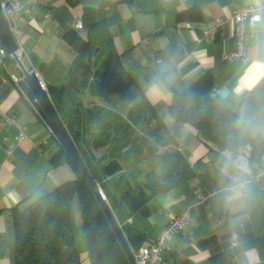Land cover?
I'll list each match as a JSON object with an SVG mask.
<instances>
[{"label":"crops","instance_id":"1","mask_svg":"<svg viewBox=\"0 0 264 264\" xmlns=\"http://www.w3.org/2000/svg\"><path fill=\"white\" fill-rule=\"evenodd\" d=\"M17 1L30 10L19 13L17 41L22 59L47 91L65 84L75 65L77 53L65 35L74 30L84 36L93 27L97 33L102 28L106 37L98 33V44H110L135 93L147 97L152 105L155 118L139 133L149 136L158 119L162 120L161 128L169 138L150 136L157 143L156 152L150 155L144 149L130 154L120 172L106 177L113 188L120 174L134 171L137 181L149 183L154 190L133 212L122 200L115 214L118 223L143 232L142 244H148L170 216L187 210V223L161 252L164 264H264V170L250 161L247 149L239 154L248 168L251 196L242 210H226L218 195L221 154L210 150L193 127L173 122L167 110V83L182 89L210 70L213 94L237 112L238 94L252 89L243 100L255 123L264 125V69L254 62L257 57L253 53L254 30L264 26V14L252 27L245 26L242 55L238 54L232 20L236 9L256 0ZM216 19L220 25L209 38L206 31L216 25ZM76 20L81 23L77 29ZM11 74L21 76L15 60L6 54L0 61V264H14L13 211L32 196L75 177L69 165L52 164L54 137ZM258 80L260 84L253 89ZM80 98L85 105H103L100 96L88 91ZM111 99L112 104L104 106L121 113L131 105L123 99ZM258 134L264 135V127H257L250 136ZM147 163L158 168H144ZM201 196L206 199L200 200ZM232 235L237 238L235 246L230 245ZM81 257L86 258V254Z\"/></svg>","mask_w":264,"mask_h":264},{"label":"trees","instance_id":"2","mask_svg":"<svg viewBox=\"0 0 264 264\" xmlns=\"http://www.w3.org/2000/svg\"><path fill=\"white\" fill-rule=\"evenodd\" d=\"M98 33L106 37L105 29L101 28ZM98 33L93 27L84 36L74 30L65 35L77 53L74 66L86 61L92 44L94 47L100 46V52L91 63L101 64L96 76L103 68L106 51V45L97 42ZM121 70L127 75L122 67ZM89 74L85 73V85L78 82L73 87L67 81L48 87V93L106 200L110 195L114 196L119 207L122 200L126 201L122 197L124 188H132L137 181V174L134 171L120 174L113 189L102 167L105 162L117 158L132 141L140 140L142 135L138 130L147 126L155 114L147 97L138 96L133 85L131 87L135 96L124 113L101 104L85 105L80 95L88 91V86L92 84ZM167 85L170 91L167 110L172 121L193 127L196 136L217 154L229 149V130L237 111L213 94L212 72L205 70L182 89L169 83ZM157 123V127L148 132L149 136H156L163 125L160 119ZM52 141V164L69 165L75 177L62 181L47 192L32 196L22 208L13 211L14 264H78L82 260V253L86 254L90 264H128L88 184L55 138ZM231 147L232 150L238 147L239 154L247 149L250 161L260 167L264 154V135H248L242 143H233ZM98 149H102L99 155L96 153ZM75 194L81 207L78 225L73 219L70 205ZM112 211L115 215V209ZM121 229L130 248L142 244L143 232L124 225Z\"/></svg>","mask_w":264,"mask_h":264},{"label":"water","instance_id":"3","mask_svg":"<svg viewBox=\"0 0 264 264\" xmlns=\"http://www.w3.org/2000/svg\"><path fill=\"white\" fill-rule=\"evenodd\" d=\"M0 46L5 49L6 53L11 55L21 72L22 78L18 82V86L31 102L35 110L38 112L44 123L49 128L51 134L57 143L64 149L68 157L82 175L88 184L92 194L94 195L101 211L103 212L112 232L115 235L128 264H135L131 248L124 236V233L108 203L106 197L92 175L84 158L82 157L76 143L64 124L59 112L57 111L45 84L39 78L38 74L28 69L24 62L16 55L18 43L13 38L7 21L5 20L0 8ZM92 49L88 51L86 61L79 62L74 66L69 75L68 82L76 87L79 82L86 84L85 73L91 72V63L93 57L100 52V46L92 44ZM94 47V48H93ZM103 68L98 72L97 80L88 86V91L93 96L107 97L111 94H117L120 99L132 100L135 96L132 90V80L130 76L124 75L121 70V64L118 56L114 53L110 44L107 43L106 51L103 56ZM158 139L169 138L165 128H160L156 134ZM157 143L151 138L143 134L140 140H134L125 149L122 150L117 158H112L105 162L102 171L106 177L113 176L122 170V160H126L128 155L133 153H141L144 149L154 154L156 152ZM148 192L153 193L149 183L136 181L132 188H124L122 197L128 202L130 212L137 210L148 199Z\"/></svg>","mask_w":264,"mask_h":264},{"label":"built area","instance_id":"4","mask_svg":"<svg viewBox=\"0 0 264 264\" xmlns=\"http://www.w3.org/2000/svg\"><path fill=\"white\" fill-rule=\"evenodd\" d=\"M35 1V0H30ZM168 1V0H165ZM0 8L2 10L3 16L7 21L10 32L17 41V36L20 33L19 29V13L21 11L29 13V8L17 0H0ZM261 14H264V3L256 0L253 4L244 6L236 9L232 14V20L234 23V34L237 39L238 54L242 55L244 52V30L245 26L249 25L252 27L257 21L256 17H260ZM216 25L209 28L206 31V35L209 38H213L216 32L217 26L220 25L219 19H216ZM81 25L79 20H76L74 27L77 29ZM19 45V44H18ZM7 53L4 48L0 46V61L2 57ZM9 55V54H8ZM17 57L23 61V50L20 46L16 49ZM11 56V55H10ZM12 57V56H11ZM13 58V57H12ZM14 59V58H13ZM15 60V59H14ZM16 62V61H15ZM11 78L14 82L18 83L21 76H16L11 74ZM165 148V146H164ZM260 171L264 170V154L261 156ZM206 198L203 196L200 197V200L204 201ZM189 219V213L187 210L182 211L178 215H172L169 218L168 223L162 228L159 235L148 244H140L136 248H131L132 255L135 261V264H164L161 258V252L168 247V241L173 234L180 232ZM130 220V219H129ZM120 225V224H119ZM122 227V225H120ZM237 244V238L235 235H232L230 238V245L235 246Z\"/></svg>","mask_w":264,"mask_h":264},{"label":"clouds","instance_id":"5","mask_svg":"<svg viewBox=\"0 0 264 264\" xmlns=\"http://www.w3.org/2000/svg\"><path fill=\"white\" fill-rule=\"evenodd\" d=\"M256 19L259 20L260 17L257 16ZM254 36L253 53L257 57L254 62L259 63L264 69V26L260 27L258 32L254 30ZM261 79L264 80V73H262ZM260 82L258 80L253 85V89ZM251 91L252 89H246L238 94L241 97L240 106L228 135L230 148L221 153L219 161L221 188L218 195L223 207L233 213L245 207L251 196V182L248 179V168L239 155L240 149L236 147L235 150H232L231 145L242 143L248 135L255 132L257 127H264V125L255 123V117L251 114L248 104L243 100L244 94Z\"/></svg>","mask_w":264,"mask_h":264},{"label":"rangeland","instance_id":"6","mask_svg":"<svg viewBox=\"0 0 264 264\" xmlns=\"http://www.w3.org/2000/svg\"><path fill=\"white\" fill-rule=\"evenodd\" d=\"M100 68H101L100 62L95 64V65H91V72L88 75L89 81L91 83H94L97 80L96 71L99 70ZM111 98L118 99L119 101L122 100L117 96V94H111L107 97H101L100 96L99 100L102 102L103 105L110 106L112 104ZM124 102H126V104L131 103V101H128V100H124ZM97 154H99V152H97ZM124 161L125 160L121 161L122 166L124 165V163H123ZM154 166L156 168H158V166L154 165V163L153 164L147 163V164H145L144 168H149V167H154ZM108 203H109L111 209H115L116 214H117L118 213L117 211H119V207H117V200L115 199V197L110 195L108 198ZM70 205H71V209H72L73 219H74L75 223L78 225L81 221V207H80V202H79L76 194L72 197V199L70 201ZM118 218H119V216H118ZM78 264H90V263H89L88 258H83Z\"/></svg>","mask_w":264,"mask_h":264},{"label":"flooded vegetation","instance_id":"7","mask_svg":"<svg viewBox=\"0 0 264 264\" xmlns=\"http://www.w3.org/2000/svg\"><path fill=\"white\" fill-rule=\"evenodd\" d=\"M150 137V136H149ZM151 138V137H150ZM150 155L152 154V153H150V152H148Z\"/></svg>","mask_w":264,"mask_h":264}]
</instances>
